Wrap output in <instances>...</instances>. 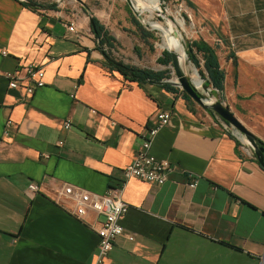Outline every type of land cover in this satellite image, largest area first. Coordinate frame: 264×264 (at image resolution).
<instances>
[{
    "label": "crops",
    "instance_id": "obj_1",
    "mask_svg": "<svg viewBox=\"0 0 264 264\" xmlns=\"http://www.w3.org/2000/svg\"><path fill=\"white\" fill-rule=\"evenodd\" d=\"M188 1L218 46L220 100L264 143V0ZM50 3L56 10L38 13L0 0V264H94L103 218L87 211L78 219L63 186L100 197L119 190L129 206L105 264H264V168L240 135L180 88L110 71L89 24L116 37L111 0ZM156 62L135 66L169 67ZM28 65L48 82L33 95L7 79ZM160 112L171 120L151 154L169 161L167 180H126L123 168ZM8 118L14 129L4 138ZM191 176L195 189L186 186Z\"/></svg>",
    "mask_w": 264,
    "mask_h": 264
},
{
    "label": "built area",
    "instance_id": "obj_2",
    "mask_svg": "<svg viewBox=\"0 0 264 264\" xmlns=\"http://www.w3.org/2000/svg\"><path fill=\"white\" fill-rule=\"evenodd\" d=\"M69 31L76 33L75 24L69 26ZM6 55V53H3ZM10 89L22 88L28 95H33L36 89L48 87L45 72L33 65L25 66L21 77L14 74H7ZM171 115L166 112H160L156 117V125L150 129L145 136L142 147L134 155L132 161L123 168V175L126 180L138 179L146 183L163 185L167 180L168 163L167 159H156L151 154L152 142L157 136L159 130L168 125ZM66 130L70 128L67 122L64 127ZM14 129V121L11 118L5 120L3 124L2 136L10 138ZM242 143L247 146L242 137ZM63 145V141L59 142ZM198 178L191 176L190 182L186 184L189 189H195L198 185ZM28 189L33 193H39V186L30 183ZM119 190L110 191L107 196H96L88 193H82L70 186H63L59 195L61 197L72 199L75 202V216L78 219L83 218L87 211H94L103 218L96 232L99 236V244L94 264H105V261L114 248V241L123 233L121 225L122 217L128 213L129 206L120 199ZM133 240V237L129 238Z\"/></svg>",
    "mask_w": 264,
    "mask_h": 264
},
{
    "label": "rangeland",
    "instance_id": "obj_3",
    "mask_svg": "<svg viewBox=\"0 0 264 264\" xmlns=\"http://www.w3.org/2000/svg\"><path fill=\"white\" fill-rule=\"evenodd\" d=\"M111 1L114 8H112V23L109 25V27L112 28V33H117L115 35L116 37L112 38L113 48L110 53L112 54L113 58L129 65L140 66L144 63H150L152 66L157 67L156 61H158V58L162 57L163 52L166 51V49L162 50L161 45L165 40L164 33L169 30V24L167 21L164 18H159L149 14L140 16H136L133 12L130 14L126 8L127 4L125 0ZM133 1L138 3L137 0ZM161 1L164 8L170 10L171 13L184 24V27H181V31L187 44H192L196 40H201L209 45H213L210 44L212 41V32L206 27L201 17L195 14L193 9L187 6L185 1ZM146 5L148 4L146 3ZM84 7L86 6H83V8ZM97 8H100V6L97 5ZM133 15L140 20V24L144 26L146 30H149H147L146 35H143L134 26ZM153 23L161 25V27L164 29V32L153 29ZM186 68L192 81H202L198 69L195 68L191 62L187 64ZM164 69H166V67H164ZM166 70L171 71V79H175L172 65L167 67Z\"/></svg>",
    "mask_w": 264,
    "mask_h": 264
},
{
    "label": "trees",
    "instance_id": "obj_4",
    "mask_svg": "<svg viewBox=\"0 0 264 264\" xmlns=\"http://www.w3.org/2000/svg\"><path fill=\"white\" fill-rule=\"evenodd\" d=\"M13 1L20 3L26 8L33 9L38 13L41 10H56L55 5L51 4L50 0H41L46 1V3H40L39 0H26L27 3H23L22 0ZM180 1H185L188 7L195 10V7L188 0ZM28 3L30 5H28ZM126 8L128 12L132 14L131 9L127 5ZM84 9V13L87 14L88 8L84 7ZM91 19L94 35L99 42V47L103 50V54L107 60L108 68L111 72H117L129 83H137L142 86L158 85L167 91H170L172 93H178V89L176 87L167 83V81L170 80L172 77L171 71H154L148 68H141L138 66L123 63L122 61L115 60L112 54L110 53L113 48V37L96 19ZM133 24L136 29L140 31L143 35L147 34L148 29L146 30V28L140 24V20L137 19L134 15ZM188 50L189 61L195 68L198 69L201 79L207 82L213 89L217 90L218 97L222 99V93L224 92L225 85V72L221 69L216 54L218 46L216 44L211 46L201 40H196L194 43L188 44ZM158 63L166 67L172 65L170 54L167 51L163 52L162 57L158 58ZM220 121L223 122L225 125L229 126L221 119ZM262 145L264 147L263 142Z\"/></svg>",
    "mask_w": 264,
    "mask_h": 264
},
{
    "label": "water",
    "instance_id": "obj_5",
    "mask_svg": "<svg viewBox=\"0 0 264 264\" xmlns=\"http://www.w3.org/2000/svg\"><path fill=\"white\" fill-rule=\"evenodd\" d=\"M23 3H27L26 0H22ZM127 6L136 15H154L159 18H164L171 29H169L170 47L166 51L171 56V64L174 71L175 79H170L167 83L174 87L180 88L186 94H188L196 103L202 108L214 113L222 121L227 123L229 127L234 129L238 135L243 139V142L252 150L258 163L264 168V147L262 142L254 136L230 111V109L223 103L218 97L217 90L213 89L204 80L198 84L196 81H192L188 75L186 64L189 61L188 44L184 40L181 27L178 26L172 16L166 11L161 0H147V3L155 6L158 10L153 11L151 9H142L138 6V3L133 0H125ZM28 5H30L28 3ZM32 5V4H31ZM150 8V7H149ZM92 26V21H90ZM93 27V26H92ZM153 27V26H152ZM153 29H156L153 27ZM174 42L176 45L174 46Z\"/></svg>",
    "mask_w": 264,
    "mask_h": 264
},
{
    "label": "bare ground",
    "instance_id": "obj_6",
    "mask_svg": "<svg viewBox=\"0 0 264 264\" xmlns=\"http://www.w3.org/2000/svg\"><path fill=\"white\" fill-rule=\"evenodd\" d=\"M137 2H138V6L140 7V8H142V9H151L152 8V10L153 11H156V10H158L155 6L153 7L152 5H150V4H148L147 3V0H137ZM146 3L148 4V5H146ZM150 7V8H149ZM171 16H172V19L174 20V22L178 25V26H180V27H184V24L182 23V21L181 20H178L177 19V17L175 16V15H173L172 13H171V11L170 10H166ZM153 16V15H152ZM87 25V24H86ZM152 26L154 27V28H156L157 30H160L161 32H164L163 30V28L161 27V25H158V24H156V23H153L152 24ZM169 29H171V26H169ZM164 41H163V44L161 45V48H162V50H165V49H168L169 47H170V40H169V30L166 32V33H164ZM176 45V43L174 42V46ZM186 66H187V64H186ZM195 74L197 75V73L195 72ZM196 82L199 84L200 83V81L199 80H196Z\"/></svg>",
    "mask_w": 264,
    "mask_h": 264
}]
</instances>
